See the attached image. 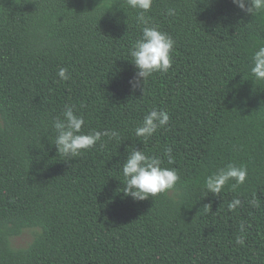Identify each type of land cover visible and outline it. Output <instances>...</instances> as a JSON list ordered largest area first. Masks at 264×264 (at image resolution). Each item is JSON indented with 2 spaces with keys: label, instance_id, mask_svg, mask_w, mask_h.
Here are the masks:
<instances>
[{
  "label": "trees",
  "instance_id": "obj_1",
  "mask_svg": "<svg viewBox=\"0 0 264 264\" xmlns=\"http://www.w3.org/2000/svg\"><path fill=\"white\" fill-rule=\"evenodd\" d=\"M137 11L126 0H0V264H264V82L250 72L264 12L153 0L146 16L175 44L171 68L143 90L129 83ZM65 105L84 116L83 132L118 138L67 160L52 127ZM153 109L170 121L144 141L135 128ZM129 148L176 168L175 188L126 196ZM228 164L247 169L245 182L205 196L206 178ZM234 196L242 204L229 210ZM27 229H37L29 245L13 248Z\"/></svg>",
  "mask_w": 264,
  "mask_h": 264
},
{
  "label": "clouds",
  "instance_id": "obj_2",
  "mask_svg": "<svg viewBox=\"0 0 264 264\" xmlns=\"http://www.w3.org/2000/svg\"><path fill=\"white\" fill-rule=\"evenodd\" d=\"M232 2L245 14L254 15L264 12V0H232ZM126 3L129 8L138 10L136 20L143 25L141 35L130 49L132 62L138 71L129 83L133 89L142 86L144 90L145 82L153 73L167 72L171 68V52L175 41L171 35L161 31L158 25L150 24L146 13L152 8L153 0H126ZM167 15H175V9H167ZM251 62V75L256 81L264 82V46H260L255 51ZM68 71V68L61 67L57 73L59 79L62 81L69 80ZM61 117H57L52 122L55 131L54 145L57 153L67 160L81 155L83 151L93 147L97 142L103 146L102 137L111 140L119 136L116 130L83 132L85 118L82 114L75 112V105H65ZM169 121L170 115L167 111L153 109L144 116L142 122L135 128V135L147 141L159 128L167 126ZM172 152V147L164 149L163 154L167 157L168 164L174 163L175 158ZM163 163L164 161L160 156L148 155L142 149L129 148L127 159L120 164L124 177L123 193L126 196H131L134 200H145L174 189L180 180L178 170L162 167ZM247 175L248 172L245 167L228 164L225 168L219 169L206 178L204 182L205 196L208 193L220 195L230 179H234L237 185L243 184ZM241 204V199L234 196L228 203V208L235 210ZM249 204L259 206L255 197L249 201ZM205 206L211 207L210 204ZM240 231H244L243 224L240 226ZM244 242L243 236H237L236 243L238 245L243 246Z\"/></svg>",
  "mask_w": 264,
  "mask_h": 264
},
{
  "label": "rangeland",
  "instance_id": "obj_3",
  "mask_svg": "<svg viewBox=\"0 0 264 264\" xmlns=\"http://www.w3.org/2000/svg\"><path fill=\"white\" fill-rule=\"evenodd\" d=\"M35 231H37V229H27L24 230L20 236L12 238L11 239L12 247L16 249L27 247L31 242L33 233Z\"/></svg>",
  "mask_w": 264,
  "mask_h": 264
}]
</instances>
